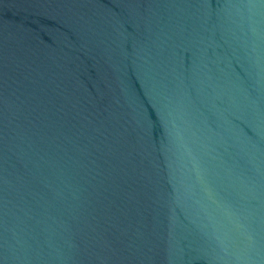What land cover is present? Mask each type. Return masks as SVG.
I'll return each mask as SVG.
<instances>
[{
  "label": "water",
  "instance_id": "obj_1",
  "mask_svg": "<svg viewBox=\"0 0 264 264\" xmlns=\"http://www.w3.org/2000/svg\"><path fill=\"white\" fill-rule=\"evenodd\" d=\"M0 264H264V0H0Z\"/></svg>",
  "mask_w": 264,
  "mask_h": 264
}]
</instances>
